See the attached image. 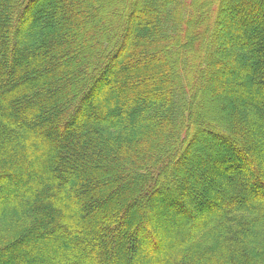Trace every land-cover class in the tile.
Wrapping results in <instances>:
<instances>
[{
    "label": "trees",
    "instance_id": "1",
    "mask_svg": "<svg viewBox=\"0 0 264 264\" xmlns=\"http://www.w3.org/2000/svg\"><path fill=\"white\" fill-rule=\"evenodd\" d=\"M41 1L0 0V264H264V0ZM152 197L207 208L156 260Z\"/></svg>",
    "mask_w": 264,
    "mask_h": 264
},
{
    "label": "rangeland",
    "instance_id": "2",
    "mask_svg": "<svg viewBox=\"0 0 264 264\" xmlns=\"http://www.w3.org/2000/svg\"><path fill=\"white\" fill-rule=\"evenodd\" d=\"M41 1V0H40ZM44 1V0H42ZM41 1V2H42ZM38 6V7H37ZM37 7V8H36ZM36 7H32V6H29V8L25 11V18H24V24H23V29L24 31L25 30H28L29 29V25H30V22L32 23L33 21H31L28 17L30 16L29 14H31L34 10L38 9L39 8V5L36 4ZM227 14V8H224L223 10V13H222V22L219 24V26L221 27V25L224 27V29L222 30V36H228V37H231V35H233V31H231V29L229 28V26H226L225 25V22H224V18H225V15ZM249 18V17H248ZM242 19L244 20L245 17L242 16ZM250 19V18H249ZM35 23V21L33 22V24ZM37 23V22H36ZM38 24V23H37ZM222 27V28H223ZM227 57L229 58L230 61L233 60V49H229L227 50ZM106 77V78H111L112 75L111 73L109 74H103V78ZM217 77H219L221 80L220 81H223L224 78H223V73H222V76L219 74ZM105 78V79H106ZM206 83V82H205ZM207 84V83H206ZM212 85V84H211ZM211 85L208 87H211ZM82 88V87H81ZM80 88V90H81ZM88 91H86L87 93H85V91L82 92L83 95V103L82 105L86 106V104L88 102L92 103L93 102V99H99V93H105V86L100 83H98V85L95 86V88L93 90H90L87 89ZM89 92V93H88ZM209 95V89L208 91L206 90L205 91V97H208ZM221 100H217V104L221 107L224 106V100H223V97L220 98ZM83 107V106H82ZM209 110V111H208ZM208 112H213L215 113V110L213 108V106H209L207 107V111H205L204 113L208 114ZM229 119V117L227 116L226 117V120ZM80 121V118H75V121L73 120V122H70L68 124H66L67 126V129H69L70 127H72L75 123H78ZM196 145L198 146V151H196L198 153V156H200L201 158H203L205 161L208 159L210 160L211 162H214L216 163V160L217 159H220L222 155H226V157H234V159L237 160V162L239 164L242 163V166L245 168H252L254 169L255 167L259 168V166L261 165H255V164H251V160L249 158H247L249 161L247 163L246 160H243L242 158H239L238 155L234 156L232 152H229L227 150V145L222 142L218 137L216 136H213V134L211 133H208L206 130H201V132L198 134V136L196 137ZM250 156L253 158V155L252 153L250 154ZM200 169H195L193 172L196 176H199L201 178H207V175L203 172H200L199 171ZM222 171L224 170V167L221 169ZM224 172V171H223ZM247 173V171H246ZM222 201V200H221ZM138 203H143V201H138ZM169 203L171 205H167V203L165 201H163L162 199H158V198H151L149 201L146 202V204L144 205H141L138 204L137 206L138 207H141V211L143 213V217L145 219H147L148 223L151 224L152 226V233L154 234L153 231H155L157 234L156 237L161 241L159 243V245L157 244V246H154L153 245V241H149L146 240V242H143L142 241V248L144 250L143 252V258L146 259V257H152L154 258L155 260L158 259L157 255H159V252L161 251V249L165 246L166 244V240H162L164 238V236H162L161 234V230H157L156 228V224H163L161 227V229H165V225L167 226V224L169 225H172L174 228L175 227H178L176 230H172V231H169L170 234L174 237V238H180V237H183V235L185 234V232H187L189 229L186 227V225H183V228L181 227L182 224H186V223H191V221H196L200 215L203 213V212H206L207 208L206 207H203V209L198 212L197 214L194 213V214H190V215H185L183 214L182 212H179L180 209H184L182 208L181 206H178L175 204V202L173 203L172 201H169ZM137 209V208H136ZM136 209H133L132 211H137ZM130 214V212H127L125 213L123 219H122V222L121 224L125 223L127 221V217L128 215ZM167 216V219L168 221L166 222V220H163L164 217ZM142 217V216H141ZM180 227L182 229H180ZM167 228V227H166ZM184 229V231H183ZM132 241V240H131ZM157 247V248H156ZM146 250H148L146 253ZM151 259V258H149Z\"/></svg>",
    "mask_w": 264,
    "mask_h": 264
},
{
    "label": "bare ground",
    "instance_id": "3",
    "mask_svg": "<svg viewBox=\"0 0 264 264\" xmlns=\"http://www.w3.org/2000/svg\"><path fill=\"white\" fill-rule=\"evenodd\" d=\"M35 6H36V4L32 5V7H35Z\"/></svg>",
    "mask_w": 264,
    "mask_h": 264
}]
</instances>
